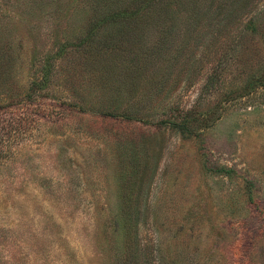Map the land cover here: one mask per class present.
Wrapping results in <instances>:
<instances>
[{
	"label": "rangeland",
	"instance_id": "obj_1",
	"mask_svg": "<svg viewBox=\"0 0 264 264\" xmlns=\"http://www.w3.org/2000/svg\"><path fill=\"white\" fill-rule=\"evenodd\" d=\"M140 1L0 0V264H264V0Z\"/></svg>",
	"mask_w": 264,
	"mask_h": 264
},
{
	"label": "trees",
	"instance_id": "obj_2",
	"mask_svg": "<svg viewBox=\"0 0 264 264\" xmlns=\"http://www.w3.org/2000/svg\"><path fill=\"white\" fill-rule=\"evenodd\" d=\"M138 3L140 5H142L144 8H146V6L151 4V1L150 0H143V1H140ZM125 11H127V10H125ZM128 11H129V9H128ZM122 14L129 15L126 12H124ZM115 16H118V14H115ZM192 20H194V19L192 18ZM178 127L181 130H183L184 133L188 131V129L185 128L186 127L185 125H183V126L180 125ZM4 143H5L4 138H0V148L2 147V145ZM0 153H1V151H0ZM134 218H135V221H134V223H132L131 218H130V214L125 213V214H121V216L119 217V220L117 221V227H119L121 225L123 234L126 237L125 246H123L121 249V254L124 253L126 255V259H125L123 264H142V262H143L141 260V256H140L141 252H140V250H139V248H138V246L134 240V238L137 235L135 232H137V231H135L134 233L130 232L131 228H133V227L135 228V226L138 227L137 221H139V219L136 217H134Z\"/></svg>",
	"mask_w": 264,
	"mask_h": 264
}]
</instances>
